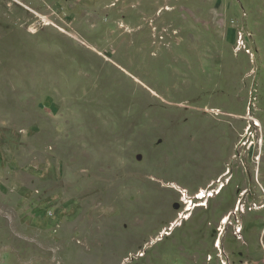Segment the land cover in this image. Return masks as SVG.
I'll list each match as a JSON object with an SVG mask.
<instances>
[{"label":"rangeland","instance_id":"obj_1","mask_svg":"<svg viewBox=\"0 0 264 264\" xmlns=\"http://www.w3.org/2000/svg\"><path fill=\"white\" fill-rule=\"evenodd\" d=\"M0 264H264V0H0Z\"/></svg>","mask_w":264,"mask_h":264},{"label":"bare ground","instance_id":"obj_2","mask_svg":"<svg viewBox=\"0 0 264 264\" xmlns=\"http://www.w3.org/2000/svg\"><path fill=\"white\" fill-rule=\"evenodd\" d=\"M220 182H222V180L219 181V183ZM228 184L227 183H223V185L221 187L218 186L215 190L214 189L213 190L201 189V191L199 192L198 196L195 197V199L199 200L197 202H195L193 200H187V198H188L187 196L188 195L183 192V194H185V198H183V200L185 201V204L187 205V208H186L185 212L181 213L179 219L173 221L168 226V229H164L163 231H161V234L163 236H167V235L171 236V234L174 231V229L181 224V220H188L192 216L193 212L197 208H202V207H207L208 208L210 201L212 199L216 198L217 196L221 195L223 193L225 187ZM213 185H215V182L212 184V186ZM225 223H227V224L229 223V218L228 217H226V219L224 220L223 224L225 225ZM219 246L221 247V243L220 242H219Z\"/></svg>","mask_w":264,"mask_h":264},{"label":"built area","instance_id":"obj_3","mask_svg":"<svg viewBox=\"0 0 264 264\" xmlns=\"http://www.w3.org/2000/svg\"><path fill=\"white\" fill-rule=\"evenodd\" d=\"M242 41V40H241ZM243 42V41H242Z\"/></svg>","mask_w":264,"mask_h":264}]
</instances>
